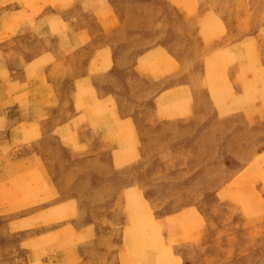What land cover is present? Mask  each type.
I'll use <instances>...</instances> for the list:
<instances>
[{"label": "rangeland", "instance_id": "rangeland-1", "mask_svg": "<svg viewBox=\"0 0 264 264\" xmlns=\"http://www.w3.org/2000/svg\"><path fill=\"white\" fill-rule=\"evenodd\" d=\"M74 1L0 0V47L112 53L62 103L46 61L0 52V264H264V0ZM74 7L85 29L71 41L59 13ZM75 111L106 130L112 198L54 189L90 155L52 133Z\"/></svg>", "mask_w": 264, "mask_h": 264}, {"label": "crops", "instance_id": "crops-1", "mask_svg": "<svg viewBox=\"0 0 264 264\" xmlns=\"http://www.w3.org/2000/svg\"><path fill=\"white\" fill-rule=\"evenodd\" d=\"M74 2L77 4V2H82V0H75ZM75 7L60 11L59 13L60 20L63 23L67 24L68 29H70L71 34H73V36H71V34L66 35V37H70L71 41H73L74 38L76 39V37H78L83 32L82 30L85 29L84 27H80V25H78L82 22L83 17L82 15L77 16L75 13L73 14V12L75 11H72V9L76 10ZM27 50L28 51L23 54L16 48L15 51L12 52L10 51V48L8 49L6 47H0V52L11 53V65H13L12 67H16V65H18L19 67V64H21L22 62V64L30 66L36 63H44L46 61L47 66L45 69L47 72H49L50 77L48 78L47 85L50 87L55 100H58L62 103L69 102L72 99V101L75 100L73 94L76 95L77 92L76 83L82 82L83 78L88 76V68L90 67L93 56H96L98 54H108L112 56L110 47L103 45L97 47V49H95L91 53H87L86 50L72 46L61 48L47 47L46 49L43 48L38 54L35 55L32 50ZM21 68H23L22 65ZM59 68L65 71L71 69L75 70L76 74L72 78L73 80L69 81L68 79L66 80L57 79L55 77L53 78V72L55 74V71H57ZM94 85L96 86V93L100 94V86L98 85V83H94ZM2 86L3 85L0 83V87ZM0 101H2L1 97ZM128 121L133 125L134 129L137 130V127L139 125L138 118H136V116H132L131 114L125 115L123 117V122L127 124ZM13 130L14 129H10L9 135L10 133H13ZM59 130H67L69 131V134H74L76 136L77 143H79L78 145H83L85 147V150L90 153V155L86 153L89 156L81 158V161L77 162L78 165L76 167L77 170L74 179H69L70 176H67L66 178L61 173L52 178L51 181L58 197L61 198V200L70 199L73 197L77 200H84L85 198L92 199L93 197H98L99 193L107 198L114 197V164L111 157H108L107 159H105L104 157L100 158L98 154L100 142L97 138L100 137L101 141L103 142L104 140L102 137L104 134H106V130L90 125V122H88V120L86 119V115L84 114V112L78 111L72 113L69 119L63 125L57 126L52 133L57 135V132ZM138 133L141 134L140 131H138ZM60 140L61 139H59V141ZM59 145L60 149L63 150V144L61 143V141ZM104 147L108 151H112L115 148L113 144L110 143H104ZM95 152H97V155H94ZM49 163H51L49 160L47 164L45 162V167L50 166ZM100 169L102 170V172H100ZM122 183H125V181H122ZM130 186L131 185H127L126 187H123V190L129 189ZM52 208L53 207L50 205L48 209L51 210ZM79 213L81 215H84V218H82L80 227H78V229L85 232L89 228V225L87 223L88 213H86V210L83 207H79ZM91 227L92 231H99V226L96 225L95 222L91 224ZM98 237L99 234L96 238L97 242L99 241Z\"/></svg>", "mask_w": 264, "mask_h": 264}]
</instances>
